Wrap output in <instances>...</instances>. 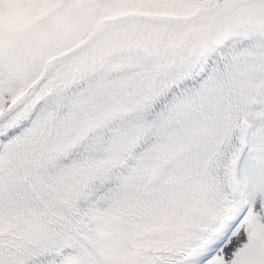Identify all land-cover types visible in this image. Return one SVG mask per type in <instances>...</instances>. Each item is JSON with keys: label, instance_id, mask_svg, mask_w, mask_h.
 <instances>
[{"label": "snow or ice", "instance_id": "snow-or-ice-1", "mask_svg": "<svg viewBox=\"0 0 264 264\" xmlns=\"http://www.w3.org/2000/svg\"><path fill=\"white\" fill-rule=\"evenodd\" d=\"M0 264H264V0H0Z\"/></svg>", "mask_w": 264, "mask_h": 264}]
</instances>
